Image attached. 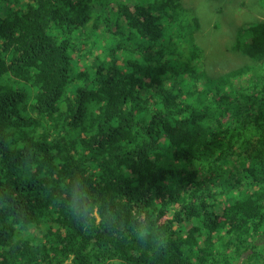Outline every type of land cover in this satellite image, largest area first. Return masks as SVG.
I'll return each instance as SVG.
<instances>
[{
	"label": "trees",
	"instance_id": "trees-1",
	"mask_svg": "<svg viewBox=\"0 0 264 264\" xmlns=\"http://www.w3.org/2000/svg\"><path fill=\"white\" fill-rule=\"evenodd\" d=\"M182 1L0 0V264H264V0L213 41ZM99 30L150 52L74 76L70 52L90 55ZM224 40L245 67L202 71ZM170 157L184 184L162 179ZM81 192L89 229L66 208ZM138 222L167 246L138 242Z\"/></svg>",
	"mask_w": 264,
	"mask_h": 264
},
{
	"label": "rangeland",
	"instance_id": "rangeland-1",
	"mask_svg": "<svg viewBox=\"0 0 264 264\" xmlns=\"http://www.w3.org/2000/svg\"><path fill=\"white\" fill-rule=\"evenodd\" d=\"M184 1L188 3L187 6L190 10L194 13L196 12L201 17L204 25V34L210 41H213L217 31L222 30L224 32L227 30L231 34L228 38L232 39L234 31L237 30V27L255 23L256 21L254 20L257 17L259 20H262L260 15L257 13L260 10L256 7L257 3L254 0ZM180 2L183 5V1L180 0ZM214 3L222 5L224 9H226L227 13L224 18L215 13V9L213 7ZM86 33L76 31L75 34L67 36L61 32L62 36L68 37L73 43H78L80 36L85 38L84 35H86ZM90 38L92 53L84 58V65H82V62L77 63L74 59L71 61L72 73L74 76L77 74L78 70H87L89 73H92L98 66L102 65L104 61H109L112 54L113 44L115 43L123 44L124 48L127 50L147 45L146 41L133 33H126L123 36L120 35L118 38H115L110 36L109 33L105 35L103 30H99L98 32L92 33ZM226 41L227 40H224L223 42L218 43L217 46L211 45L210 47L212 48L207 50L206 54L209 56L207 59V61H209V65L205 67L208 70V73L213 75H218L220 73L225 74L229 70L243 67L247 63L248 58L235 55L226 49L228 44L225 43ZM104 45H106V47H103ZM119 55H123L124 59L137 57L134 53L124 51L120 52ZM218 60H220L221 64L225 66L224 68L220 66ZM242 82H245V80L242 79ZM17 86L25 87V85L22 84H17ZM60 104L61 101L58 102V105Z\"/></svg>",
	"mask_w": 264,
	"mask_h": 264
},
{
	"label": "clouds",
	"instance_id": "clouds-1",
	"mask_svg": "<svg viewBox=\"0 0 264 264\" xmlns=\"http://www.w3.org/2000/svg\"><path fill=\"white\" fill-rule=\"evenodd\" d=\"M257 2L256 0H254ZM73 43V42H72ZM130 52L137 55V57H134L132 59H124L123 55H119L120 52ZM87 51H83L79 54L74 53L73 51L70 52L69 58L72 57L77 63H79L86 55ZM150 52V49L148 46H140L137 47L136 51H130L122 49L121 43L118 44L117 48L112 51L111 58L109 61L105 62L104 65L101 66L100 71H107L110 68H117L121 74L128 73L129 71V64L133 61H141L142 56ZM106 64V65H105ZM83 65V63H82ZM245 67V65L243 66ZM241 68V67H239ZM202 71L208 73V70L205 66L200 68ZM238 69V68H236ZM234 69V70H236ZM233 70V69H232ZM83 71V70H82ZM230 71V70H229ZM228 71V72H229ZM91 74V73H90ZM222 73L218 74L221 75ZM92 75V74H91ZM106 76L105 74H103ZM250 76H244L241 78V80H245V82L249 81ZM23 82V81H22ZM146 83L148 81L145 80ZM139 104H145L144 101L141 99L137 101ZM191 103H195V100L189 101ZM64 110L61 109V111ZM161 146L165 147V138L161 137L158 141ZM186 154V153H185ZM184 155V154H183ZM182 155V156H183ZM176 162L179 167L181 166V157H170L167 160H164V170L161 172V177L165 181L167 185L169 184H184V176L183 175H177L176 177L169 178L165 175V169L166 167L172 163ZM73 183H77L80 185H83V181L78 178L77 181H73ZM86 198V194L81 192L78 194H74L71 199H67L66 208L68 212L71 214L73 219L81 225L84 229H89L93 226V221L98 215L97 210L89 211L88 206L82 205V201ZM108 227H111V224L106 225ZM133 234L135 235L138 242L141 244H153L159 249H163L167 246V236L163 232H157L155 229H153L151 226L147 225L145 222H138L135 224L133 228Z\"/></svg>",
	"mask_w": 264,
	"mask_h": 264
},
{
	"label": "bare ground",
	"instance_id": "bare-ground-1",
	"mask_svg": "<svg viewBox=\"0 0 264 264\" xmlns=\"http://www.w3.org/2000/svg\"><path fill=\"white\" fill-rule=\"evenodd\" d=\"M178 171V170H177Z\"/></svg>",
	"mask_w": 264,
	"mask_h": 264
}]
</instances>
